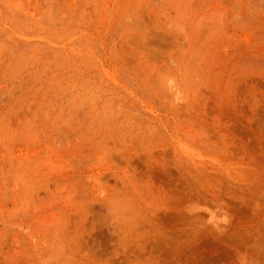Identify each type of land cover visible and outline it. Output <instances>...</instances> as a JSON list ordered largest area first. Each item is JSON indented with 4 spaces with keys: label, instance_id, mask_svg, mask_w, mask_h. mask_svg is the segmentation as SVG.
<instances>
[{
    "label": "rangeland",
    "instance_id": "obj_1",
    "mask_svg": "<svg viewBox=\"0 0 264 264\" xmlns=\"http://www.w3.org/2000/svg\"><path fill=\"white\" fill-rule=\"evenodd\" d=\"M0 264H264V0H0Z\"/></svg>",
    "mask_w": 264,
    "mask_h": 264
},
{
    "label": "clouds",
    "instance_id": "obj_2",
    "mask_svg": "<svg viewBox=\"0 0 264 264\" xmlns=\"http://www.w3.org/2000/svg\"><path fill=\"white\" fill-rule=\"evenodd\" d=\"M172 81H169V84L171 85Z\"/></svg>",
    "mask_w": 264,
    "mask_h": 264
}]
</instances>
